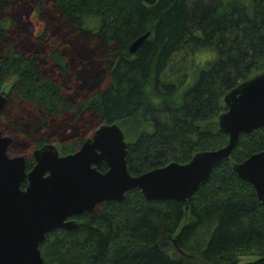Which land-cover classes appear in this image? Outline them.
<instances>
[{
	"label": "trees",
	"instance_id": "16d2710c",
	"mask_svg": "<svg viewBox=\"0 0 264 264\" xmlns=\"http://www.w3.org/2000/svg\"><path fill=\"white\" fill-rule=\"evenodd\" d=\"M200 51L210 59L174 102ZM262 71L264 0H0V89L15 79L0 113L10 147L73 138L80 148L102 124L139 112L150 130L128 142V171L188 163L227 144L224 96ZM261 151L264 127L242 134L189 202L146 200L136 188L76 216L78 228L46 235L44 264H264V204L232 168ZM242 249L259 258L240 263Z\"/></svg>",
	"mask_w": 264,
	"mask_h": 264
},
{
	"label": "water",
	"instance_id": "95a60500",
	"mask_svg": "<svg viewBox=\"0 0 264 264\" xmlns=\"http://www.w3.org/2000/svg\"><path fill=\"white\" fill-rule=\"evenodd\" d=\"M156 1L144 0L149 5ZM149 35L132 41L130 53H136ZM8 98V92L0 91V113ZM224 103L218 126L228 135L225 146L199 151L188 163L173 161L139 175L128 171V142L117 123L99 126L75 153L61 155L52 143L35 148L29 171L25 156L9 155L13 139L0 130V264H44L40 245L48 233L78 228L74 217L106 202H123L136 188L146 200L189 202L214 169L230 158L241 135L264 127V71L230 90ZM103 165L105 171L100 170ZM232 168L264 204V151Z\"/></svg>",
	"mask_w": 264,
	"mask_h": 264
},
{
	"label": "rangeland",
	"instance_id": "374dc122",
	"mask_svg": "<svg viewBox=\"0 0 264 264\" xmlns=\"http://www.w3.org/2000/svg\"><path fill=\"white\" fill-rule=\"evenodd\" d=\"M29 21H30V23L33 22V24L31 23L32 31H34L36 29V32H39L40 30H42L44 28V25L41 22H39L38 19H36V13L34 14V12L30 15ZM34 22L37 25L34 24ZM209 57H210V54H209V52H206V51H204V52L200 51L197 54V56H196L197 64L191 73L190 80L182 88L181 92L174 97V102H179L181 100V93L183 92V90L185 88L189 87L190 85H192L194 83V81L197 77L196 75H197L198 71L202 67H204L205 62L207 61V59ZM14 80L15 79L13 76L8 78L6 80V82L4 83V85L1 87L0 91H6L9 93L11 84L14 82ZM153 101L158 102V100L155 98L153 99ZM117 124L122 128V130L125 134V139L127 142L134 140L137 137V135L140 132H142L143 130H150L149 125L143 121V119L141 117V113H139V112H138V114H136L132 118L127 119L125 121L118 122ZM0 130L3 132L4 135L12 137V139L14 141V137L11 135V133L7 129L4 128L1 118H0ZM92 134H93V131H91L89 136H92ZM73 140H74L73 138L64 139V140H60L58 138H52L49 143L54 144L57 147V149L61 155H67V154L75 153L76 151H78L80 149L78 145H74L75 141H73ZM33 151H34V148L19 149L17 147L16 148L10 147L9 148V155L12 157L19 156V155L28 156V159L32 160V162H34L33 161ZM187 219H188V215L186 216L185 221ZM78 221H80V220H78ZM236 257L240 261V263H247V262L254 261V260L259 258L257 252H255L252 249H242L236 253Z\"/></svg>",
	"mask_w": 264,
	"mask_h": 264
},
{
	"label": "flooded vegetation",
	"instance_id": "af4514ba",
	"mask_svg": "<svg viewBox=\"0 0 264 264\" xmlns=\"http://www.w3.org/2000/svg\"><path fill=\"white\" fill-rule=\"evenodd\" d=\"M94 133V132H93ZM74 218H76V217H74Z\"/></svg>",
	"mask_w": 264,
	"mask_h": 264
}]
</instances>
